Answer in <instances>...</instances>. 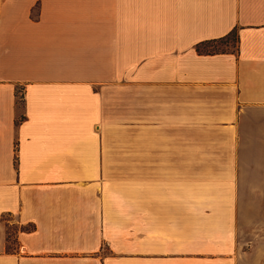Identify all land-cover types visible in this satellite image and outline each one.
Here are the masks:
<instances>
[{
	"label": "crops",
	"instance_id": "1",
	"mask_svg": "<svg viewBox=\"0 0 264 264\" xmlns=\"http://www.w3.org/2000/svg\"><path fill=\"white\" fill-rule=\"evenodd\" d=\"M263 198L264 0H0V264H262Z\"/></svg>",
	"mask_w": 264,
	"mask_h": 264
},
{
	"label": "rangeland",
	"instance_id": "2",
	"mask_svg": "<svg viewBox=\"0 0 264 264\" xmlns=\"http://www.w3.org/2000/svg\"><path fill=\"white\" fill-rule=\"evenodd\" d=\"M236 47V38H235V33L232 32L230 33L226 38L214 41L211 43H207L204 45V48L206 49H227V48H235ZM218 185L220 182L217 183ZM236 187V184L234 186ZM264 199V198H263ZM10 216L9 215H4V219H8ZM18 229V224H10L8 222V240H7V246L9 249L17 247L16 239L14 237L15 231ZM263 231V230H262ZM263 237H264V231L262 232ZM264 253V251H263ZM262 264H264V254L262 256Z\"/></svg>",
	"mask_w": 264,
	"mask_h": 264
},
{
	"label": "trees",
	"instance_id": "3",
	"mask_svg": "<svg viewBox=\"0 0 264 264\" xmlns=\"http://www.w3.org/2000/svg\"><path fill=\"white\" fill-rule=\"evenodd\" d=\"M234 32L235 33V38L237 39V34H236V30L233 29L230 33ZM229 35V34H228ZM228 35L226 36H223L221 38H217V39H209V40H205V41H202V42H199L196 46L197 50L200 51V52H214V51H223L225 49H206L204 48V45L207 44V43H211V42H214V41H218V40H221V39H224L226 38ZM228 49V48H227ZM34 227V225L32 223H28V224H23V225H20V228L21 229H26V230H30ZM7 240H8V222L6 221V241H5V249L6 250H14V248L12 249H9L8 246H7Z\"/></svg>",
	"mask_w": 264,
	"mask_h": 264
}]
</instances>
